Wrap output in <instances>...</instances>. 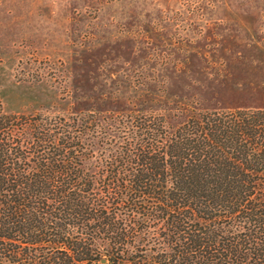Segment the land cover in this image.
<instances>
[{"label": "trees", "instance_id": "16d2710c", "mask_svg": "<svg viewBox=\"0 0 264 264\" xmlns=\"http://www.w3.org/2000/svg\"><path fill=\"white\" fill-rule=\"evenodd\" d=\"M169 120L0 101V264H264V109Z\"/></svg>", "mask_w": 264, "mask_h": 264}, {"label": "rangeland", "instance_id": "374dc122", "mask_svg": "<svg viewBox=\"0 0 264 264\" xmlns=\"http://www.w3.org/2000/svg\"><path fill=\"white\" fill-rule=\"evenodd\" d=\"M0 101L172 124L264 109V0H0Z\"/></svg>", "mask_w": 264, "mask_h": 264}]
</instances>
